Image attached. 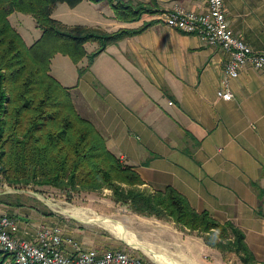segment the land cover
<instances>
[{"label": "crops", "instance_id": "obj_1", "mask_svg": "<svg viewBox=\"0 0 264 264\" xmlns=\"http://www.w3.org/2000/svg\"><path fill=\"white\" fill-rule=\"evenodd\" d=\"M84 1L94 9L88 26L112 31L153 23L108 43L80 77L77 70L87 65V56L73 63L64 54L71 65L65 76L54 77L77 92L106 146L132 166L143 186H172L195 210L208 211L222 223L234 222L257 263L264 264V72L243 67L227 82L233 97L217 95L225 83L224 50L160 18L175 6L201 12L206 0H119L150 10L135 21L119 19L106 0L77 5ZM223 3L233 31L253 50L264 52V0ZM83 46L90 53L98 42ZM110 206L94 210L92 218L82 210L69 214L51 208L43 213L32 205L6 203H0V213L12 214L23 235L32 236L42 224L59 225L85 247L125 244L153 264H241L223 258L203 239L183 236L173 221L137 214L116 202ZM114 223L126 229V237ZM146 247L161 258L154 260Z\"/></svg>", "mask_w": 264, "mask_h": 264}, {"label": "trees", "instance_id": "obj_2", "mask_svg": "<svg viewBox=\"0 0 264 264\" xmlns=\"http://www.w3.org/2000/svg\"><path fill=\"white\" fill-rule=\"evenodd\" d=\"M81 1L0 0V173L10 183L49 185L63 191L108 188L113 201L133 212L173 221L182 230L200 233L206 244L219 251L234 252L241 264H258L234 222L222 223L208 211L195 210L172 186H143L132 166L106 146L96 123L79 112L73 99L77 92L50 73V57L60 51L75 63L87 56V65L78 68L80 77L108 43L140 33L153 23L107 31L69 26L52 17L54 3L74 7ZM107 2L124 21L138 20L150 11L141 4ZM17 10L31 14L42 30L31 45L10 22L9 16ZM87 41L98 42L90 53L83 47ZM10 198L9 193H0V203L24 204L19 197ZM9 255L0 250V264H17Z\"/></svg>", "mask_w": 264, "mask_h": 264}, {"label": "built area", "instance_id": "obj_3", "mask_svg": "<svg viewBox=\"0 0 264 264\" xmlns=\"http://www.w3.org/2000/svg\"><path fill=\"white\" fill-rule=\"evenodd\" d=\"M160 18L166 25L196 34L204 43L224 50L225 83L217 91L219 97L227 100L233 97L227 82L237 77L243 67L264 72V52L253 50L233 31L223 0H206V8L201 12L175 6L164 11ZM21 233L12 214H0V250L9 253L17 264H152L130 249L85 247L65 234L59 225L42 224L30 237Z\"/></svg>", "mask_w": 264, "mask_h": 264}, {"label": "rangeland", "instance_id": "obj_4", "mask_svg": "<svg viewBox=\"0 0 264 264\" xmlns=\"http://www.w3.org/2000/svg\"><path fill=\"white\" fill-rule=\"evenodd\" d=\"M91 2L96 3L94 1H91ZM86 3L88 2L84 1L79 6L76 5L74 7H71L65 2H56L52 6V17L57 18L62 23L69 25V26H72V25H87L88 26V23L91 24L90 23L91 19L89 16L91 15V12H94V9L89 8ZM10 20H11V24L19 31L24 41L28 45H31L32 43H34L35 40H37L42 35L41 28L37 26L36 20L29 13H25V12L17 10L13 12V14L10 16ZM70 23H73V24H70ZM63 55L64 53L58 51L56 53H53L52 57H50V73L55 77L65 76V74H67L66 70L68 71L69 69L68 66L71 65V61L74 63V60H72V58L69 55L68 56L70 57V60H71L70 62L67 61L65 58H63ZM73 99H74V103L77 109L79 110V112L82 115L88 117V114L84 111V109L81 106L82 101L80 100V98L77 99L76 94H73ZM7 189L11 191V192H8L11 197L10 199L19 197L21 201L24 203L23 204L24 206L32 205L39 212H43V213H48V211H50L51 208L61 213H63L64 210L67 209L68 212H64V213H69V214L70 213L77 214L81 212L82 210L83 212L82 215L84 217L92 218V217H95L96 215V213L93 212L94 210L109 209L111 208L110 205L113 204V202H115L111 199V190L108 188H103L97 191H89V192L84 191V190L73 191L71 189L67 191H63V190H60L56 187L49 186V185L33 186L32 184H23L21 182L10 183L5 178L3 173H0V193L3 190H7ZM33 193H37L39 194V196L33 195ZM180 230L183 232V236L190 235L193 237H197L200 241L201 239H203L202 241H204L203 236L196 231L192 232L188 230H182V229ZM119 247L121 249H130V251L137 253V251L133 247H129L125 244H121L119 245ZM210 247L211 249H216L217 251H219L215 247H212V246ZM199 252H200V249H199ZM139 253L144 256L142 252H139ZM220 253L223 255V258L230 259L232 262L240 263L238 257L235 255L234 252H231V251L221 252L220 251ZM9 256L12 257L11 255ZM145 258L149 260L147 256ZM199 258L200 256L198 257V262H200ZM149 261L152 264L154 263L151 260Z\"/></svg>", "mask_w": 264, "mask_h": 264}, {"label": "bare ground", "instance_id": "obj_5", "mask_svg": "<svg viewBox=\"0 0 264 264\" xmlns=\"http://www.w3.org/2000/svg\"><path fill=\"white\" fill-rule=\"evenodd\" d=\"M64 211H66V212H68V210L67 209H65ZM101 218V217H100ZM104 219V218H103ZM106 220L108 221V218H106ZM110 220V219H109ZM106 221V222H107ZM115 224V226L117 227V230H118V232H120L121 233V235H122V237H126V229L125 228H123V226L121 225V224H119V223H114ZM125 229V230H124ZM129 235V234H128ZM127 239V241H129V242H135V241H132L130 238H126ZM136 244H138L139 245V243L138 242H135ZM140 245H142V249H143V247L145 248V246L143 245V244H140ZM146 251L151 255V257L154 259V260H156V261H158V259L159 258H161V255L160 254H158L156 251H153V250H150L149 248H147L146 247ZM166 256V255H165ZM166 260H167V258H165ZM172 262V261H171Z\"/></svg>", "mask_w": 264, "mask_h": 264}, {"label": "water", "instance_id": "obj_6", "mask_svg": "<svg viewBox=\"0 0 264 264\" xmlns=\"http://www.w3.org/2000/svg\"><path fill=\"white\" fill-rule=\"evenodd\" d=\"M2 192H3V193H8V192H11V191H10L9 189H7V190H3ZM2 192H1V193H2ZM33 195L39 196V194H37V193H33Z\"/></svg>", "mask_w": 264, "mask_h": 264}]
</instances>
